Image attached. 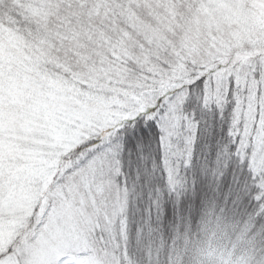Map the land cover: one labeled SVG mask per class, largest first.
Here are the masks:
<instances>
[{"label":"snow or ice","instance_id":"snow-or-ice-1","mask_svg":"<svg viewBox=\"0 0 264 264\" xmlns=\"http://www.w3.org/2000/svg\"><path fill=\"white\" fill-rule=\"evenodd\" d=\"M0 264H264V0H0Z\"/></svg>","mask_w":264,"mask_h":264},{"label":"trees","instance_id":"trees-1","mask_svg":"<svg viewBox=\"0 0 264 264\" xmlns=\"http://www.w3.org/2000/svg\"><path fill=\"white\" fill-rule=\"evenodd\" d=\"M212 243L214 247L220 246L228 249H232L234 246L236 253L243 255L251 245L261 244V241L248 235L245 225L239 221H227L218 235L212 238Z\"/></svg>","mask_w":264,"mask_h":264},{"label":"rangeland","instance_id":"rangeland-1","mask_svg":"<svg viewBox=\"0 0 264 264\" xmlns=\"http://www.w3.org/2000/svg\"><path fill=\"white\" fill-rule=\"evenodd\" d=\"M60 243H62V244H68L69 242L68 241H60Z\"/></svg>","mask_w":264,"mask_h":264}]
</instances>
